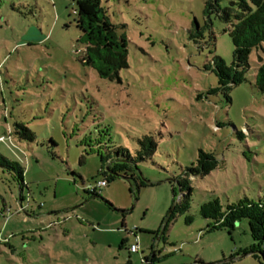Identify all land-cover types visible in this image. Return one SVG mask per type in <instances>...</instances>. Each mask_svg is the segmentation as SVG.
I'll use <instances>...</instances> for the list:
<instances>
[{
    "label": "rangeland",
    "instance_id": "374dc122",
    "mask_svg": "<svg viewBox=\"0 0 264 264\" xmlns=\"http://www.w3.org/2000/svg\"><path fill=\"white\" fill-rule=\"evenodd\" d=\"M76 1L0 0V154L25 171L22 189L0 167V264H143L153 251L155 264H261L240 253L255 245L247 222L208 231L201 207L264 198V45L246 80L223 89L215 62L232 66L230 26L204 0H100L128 39L129 68L109 80L81 62ZM20 126L35 140L12 136ZM147 136L157 150L138 164L140 189L87 154L100 138L136 156ZM200 151L220 165L191 179L186 211L174 178Z\"/></svg>",
    "mask_w": 264,
    "mask_h": 264
},
{
    "label": "trees",
    "instance_id": "16d2710c",
    "mask_svg": "<svg viewBox=\"0 0 264 264\" xmlns=\"http://www.w3.org/2000/svg\"><path fill=\"white\" fill-rule=\"evenodd\" d=\"M226 1L204 0L206 17L210 20L215 16L230 26L228 32L234 45L232 66H226L220 58H217L215 62L221 87L230 89L246 80L245 75L250 69V55L254 50L262 49L264 45V0H232L227 6H223ZM76 16V26L82 33L78 43L84 49L81 62L83 65L92 67L102 78L114 80L122 70L129 68L128 39L126 35L119 36L117 34L116 27L106 16L100 0L76 1ZM261 62L256 75L255 86L264 95V61L261 59ZM13 135L22 140H35L34 135L22 126L18 127L12 133ZM12 136L10 135L9 138ZM90 149L88 155L89 153L95 154L101 159V175L105 178H128L131 182L135 181L137 188L140 189L145 183L137 174L138 164L147 161L155 154L157 144L152 137H145L140 140L136 156H133L122 147L103 144L100 138L97 139L95 145L90 146ZM219 165V161L214 154L200 151L196 164L186 169L182 176L174 178L182 193L183 198H181V201L184 202V210L187 211L190 207V198L193 191L190 183L191 179L207 176L216 170ZM0 167L13 173L21 188L25 187V171L23 168L8 161L1 154ZM108 167H110L111 173L107 172ZM106 180L109 185V180ZM132 187L135 195L136 188L133 184ZM186 192L187 195H183ZM92 195L99 197L96 193H92ZM177 210L178 205L165 226L164 233L167 231L169 223ZM201 215L210 221L208 231L227 230L231 235L243 222H247L255 245L248 249H241L240 253L242 255L254 253L253 257L264 264V198L250 200L246 197L235 204L225 206L222 205L219 199H216L201 207ZM187 221L190 222L191 218L189 217ZM257 252L261 255H258ZM179 253L181 251H176L170 256ZM157 258L158 255L156 254L152 264L161 261ZM165 258L167 257L163 259Z\"/></svg>",
    "mask_w": 264,
    "mask_h": 264
},
{
    "label": "built area",
    "instance_id": "2783aa9c",
    "mask_svg": "<svg viewBox=\"0 0 264 264\" xmlns=\"http://www.w3.org/2000/svg\"><path fill=\"white\" fill-rule=\"evenodd\" d=\"M2 140H4V138ZM10 140H11V138H10ZM107 186H108V181L105 179V180H102L99 183H97L95 186L89 185L86 188V190L89 193H96L98 189H102V188L107 187ZM130 252L133 253V254H137L139 252V247L137 245L133 244L130 247ZM175 252H176V250H175ZM143 264H152V261L146 260Z\"/></svg>",
    "mask_w": 264,
    "mask_h": 264
},
{
    "label": "water",
    "instance_id": "95a60500",
    "mask_svg": "<svg viewBox=\"0 0 264 264\" xmlns=\"http://www.w3.org/2000/svg\"><path fill=\"white\" fill-rule=\"evenodd\" d=\"M107 172L111 173V171H110V167L107 168ZM119 178L131 182L128 178H125V177H119ZM176 207H177V201L174 203V205H173V207H172V209H171V211H170V214H169V216L167 217V219H166V221H165V226L168 224L169 220L171 219V217H172V215H173V213H174ZM121 213H124V212H121ZM158 241H160V239H158ZM156 254H157L156 251H153L152 260L154 259V256H155ZM257 254H258V255H261V253H259V252H257ZM253 255H254V253H247V254H243L242 257L253 256ZM236 259H238V258L236 257V258H233V259H231V260H227V261H225V262H222L221 264H227V263H229L230 261H232V260H236ZM152 260H151V261H152Z\"/></svg>",
    "mask_w": 264,
    "mask_h": 264
},
{
    "label": "flooded vegetation",
    "instance_id": "af4514ba",
    "mask_svg": "<svg viewBox=\"0 0 264 264\" xmlns=\"http://www.w3.org/2000/svg\"><path fill=\"white\" fill-rule=\"evenodd\" d=\"M161 262H163L162 260L160 261V262H158V263H161Z\"/></svg>",
    "mask_w": 264,
    "mask_h": 264
}]
</instances>
